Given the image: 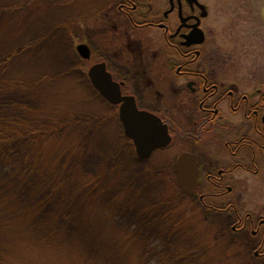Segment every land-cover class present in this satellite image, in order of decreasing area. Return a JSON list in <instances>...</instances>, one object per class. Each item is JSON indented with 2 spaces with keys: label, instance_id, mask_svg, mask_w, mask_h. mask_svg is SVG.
Returning <instances> with one entry per match:
<instances>
[{
  "label": "rangeland",
  "instance_id": "rangeland-1",
  "mask_svg": "<svg viewBox=\"0 0 264 264\" xmlns=\"http://www.w3.org/2000/svg\"><path fill=\"white\" fill-rule=\"evenodd\" d=\"M94 6L0 0V81L11 87L0 86V264H245L219 214L134 161L120 125L105 121L110 107L77 73L66 75L95 64ZM255 19L257 28L214 37L233 58L255 51L264 68ZM249 35L250 45L240 38Z\"/></svg>",
  "mask_w": 264,
  "mask_h": 264
},
{
  "label": "flooded vegetation",
  "instance_id": "flooded-vegetation-1",
  "mask_svg": "<svg viewBox=\"0 0 264 264\" xmlns=\"http://www.w3.org/2000/svg\"><path fill=\"white\" fill-rule=\"evenodd\" d=\"M250 5L95 0L94 38L101 46L94 47L95 65L104 64L120 97L158 119L167 143L140 158L118 118L124 101L112 104L96 89L95 97L110 107L105 121L120 125L134 161L161 177L166 172L178 194L218 213L222 235L242 249L245 264H264V68L255 51L233 58L214 37L221 30L226 39L228 28H257V17L264 25V0L259 9ZM240 38L255 42L254 35ZM181 154L193 158L190 193L181 191L175 177Z\"/></svg>",
  "mask_w": 264,
  "mask_h": 264
},
{
  "label": "water",
  "instance_id": "water-1",
  "mask_svg": "<svg viewBox=\"0 0 264 264\" xmlns=\"http://www.w3.org/2000/svg\"><path fill=\"white\" fill-rule=\"evenodd\" d=\"M81 59L90 58L87 45L78 44L75 48ZM86 76L93 89L112 104L124 101L119 107V120L126 137L130 138L136 148L137 155L145 158L154 148L167 143L165 128L161 129L158 119L145 112H139L130 98L120 97L118 85L111 81L110 74L105 71L104 64H93L87 68ZM193 158L188 154H181L174 164L177 184L181 191L190 193L195 185V171L192 169Z\"/></svg>",
  "mask_w": 264,
  "mask_h": 264
},
{
  "label": "trees",
  "instance_id": "trees-1",
  "mask_svg": "<svg viewBox=\"0 0 264 264\" xmlns=\"http://www.w3.org/2000/svg\"><path fill=\"white\" fill-rule=\"evenodd\" d=\"M4 61H5V59H4ZM3 61V62H4ZM3 62H1V64L3 63ZM78 74L80 77H81V79L83 80L84 79V82L88 85V87H89V89H92V87H91V85H90V83H89V81H88V79H86L87 77H86V74H84L79 68H78V66H75V68H73V69H68V72L66 73V75H72V74ZM0 86H3L2 87V89L1 90H4V92H7L8 90H10V85H8V84H6V83H3V81H0ZM6 140L5 139H0V144H2V142H5ZM7 141L8 142H11L12 141V137H10V138H8L7 139ZM13 142V141H12ZM1 146V145H0Z\"/></svg>",
  "mask_w": 264,
  "mask_h": 264
}]
</instances>
